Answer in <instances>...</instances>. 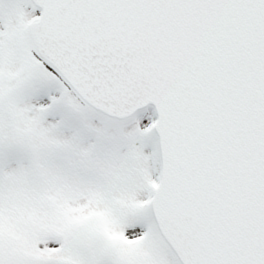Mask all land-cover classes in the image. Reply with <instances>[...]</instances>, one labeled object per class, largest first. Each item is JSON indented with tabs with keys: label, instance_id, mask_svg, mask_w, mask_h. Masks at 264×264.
<instances>
[{
	"label": "snow or ice",
	"instance_id": "obj_1",
	"mask_svg": "<svg viewBox=\"0 0 264 264\" xmlns=\"http://www.w3.org/2000/svg\"><path fill=\"white\" fill-rule=\"evenodd\" d=\"M0 264H264V0H0Z\"/></svg>",
	"mask_w": 264,
	"mask_h": 264
}]
</instances>
